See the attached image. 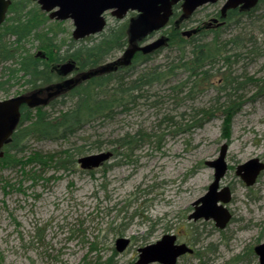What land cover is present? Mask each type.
<instances>
[{
    "label": "rangeland",
    "instance_id": "obj_1",
    "mask_svg": "<svg viewBox=\"0 0 264 264\" xmlns=\"http://www.w3.org/2000/svg\"><path fill=\"white\" fill-rule=\"evenodd\" d=\"M11 1V5L22 3V16L32 11L33 20L29 25L30 29L34 28L22 36V51L25 49L24 52L33 56L44 51L40 48L43 41L39 36L46 42L64 44V47L72 39V20L52 21L31 0ZM223 4L224 1H217L204 5L187 22L177 20L174 25L183 39L190 38L184 32L207 24L216 25V28L206 30L222 27L210 33L207 41L212 38L227 41L241 33L258 36V56L232 64L238 76L219 77L228 71V64L220 60L214 67L217 73L210 78L174 90L172 88L188 75L179 70L169 83L146 88L141 93L143 97L133 99L132 103L125 95L123 107L115 109L112 118L92 122L68 140L29 137L23 143V151L11 152L15 154L14 159L7 156L5 160L3 153L4 162H0V264H87L98 258L104 262L113 254L112 264H135L137 250L155 243L164 234L175 235L179 244L184 243L194 251L193 255L180 258L177 264H258L253 250L264 242V172L254 186L247 187L236 171L238 166L254 158L264 163V36L258 34V28L264 25V6L247 14L249 16L227 19L219 26L214 19ZM37 12L43 17L36 15ZM12 16L7 12L5 21L9 27ZM137 18L135 13L129 12L117 21L108 11L105 13L106 29L121 22L130 28ZM19 27H16L18 31L23 30ZM165 30L169 29L149 40L148 33L143 30L136 34L129 31L127 47L120 52L112 51L104 63L89 70L120 59L132 41L142 46L163 37L166 42L162 50L145 64L137 60L131 69L121 74L129 84L143 71L169 64L178 57L182 46L180 40L166 46L170 36L163 32ZM90 37L80 39L84 46L95 42ZM15 38L13 35L6 39L11 44ZM71 61L68 58L57 64ZM57 64L39 60L36 69L32 67L30 72L37 70L47 77L52 65ZM3 66L4 63L0 65V78H3L0 81L8 78V73L3 77ZM232 77L246 83L239 92L242 98L231 107L232 110L238 107L237 113L230 126H224L225 115L219 107L226 102L223 87ZM28 79L29 75L20 71L16 80L10 81L8 93L0 91V100L29 94L32 86L25 83ZM113 86L108 88L111 90ZM69 105L70 102L58 103L44 109L58 114ZM41 110L29 112L31 118L25 123L26 127ZM119 139L122 145L113 149ZM223 144L228 147L227 172L219 189L228 187L231 191L230 202L225 207L232 217L225 229L220 230L212 220L193 221L189 216L195 201L207 193L213 181L215 170L206 162L219 156ZM66 151L69 155L75 154L72 162V157L63 154ZM78 151L83 154L79 155ZM104 151H110L113 157L99 168L81 169L77 163L82 156ZM34 153L41 157L37 158ZM120 237L130 238L131 243L128 249L117 253L114 245Z\"/></svg>",
    "mask_w": 264,
    "mask_h": 264
},
{
    "label": "trees",
    "instance_id": "obj_2",
    "mask_svg": "<svg viewBox=\"0 0 264 264\" xmlns=\"http://www.w3.org/2000/svg\"><path fill=\"white\" fill-rule=\"evenodd\" d=\"M260 6H264V0H259L255 8L247 11L241 12L238 9L230 10L227 13L226 19L237 20L241 15L246 16L247 14L258 10ZM179 9V5L173 6L172 17L164 28L169 30L163 31L167 32L170 36L166 46L174 45L173 43L175 40H180L181 42L182 50H178L179 55L174 61H171L169 64H164V66L155 65L153 68L143 71V73L139 74L131 83L127 84L125 83V77H123L121 73L131 69L133 63L137 60H140L141 63L144 64L147 63L153 54L162 50L165 46L150 54L138 53L131 65L119 67L117 71L111 70V72H103L99 75H90L88 78L80 79L77 84L67 89L66 92L59 94L51 103L45 107H40L42 110L38 112L35 120H32L27 127L25 126V123L31 118L29 117L30 111L29 109H23L22 117L17 130L13 134L12 142L8 143L4 149V156H6L5 160L8 157L14 159V153L23 151L25 148L23 143L29 137L48 141L68 140L71 136H74L81 131L82 128L92 124V122H97L98 120L108 117L112 118L115 109L123 107V97L125 95L131 99L130 103H132L133 99L135 100L136 98L143 97V94L141 95V93L146 88L165 82L169 83V80L175 78L179 70H183L185 74L188 75L183 82L172 88L174 90L177 87H185L189 83L196 84L199 79L210 78L214 73H217L214 67L220 60L228 64V66H226L228 71L222 74L219 73V77L238 76L233 71L232 64H239V62H241L240 59H249L251 56H258L260 51L257 39L258 36L255 37L252 34H248L246 37L241 33L227 39V41L218 40L217 38L216 40H214L215 38L208 41L206 40V37L209 36L210 33H216L220 31L222 27H219L216 30H205L201 33L195 34V36H190L189 39H183L176 25H174L175 20L181 15ZM23 10L24 7L22 6V3L19 4L13 2L9 9V13L13 14L11 19H9V23L12 24L11 27L6 25V21L0 26V65H3L4 63L3 77L8 73V78L4 81H0V91L5 93H8L11 88L10 81H15L20 71L29 75V79L27 82L25 81V83L28 87L32 86L31 88H36V86L45 87L47 83L50 85L60 79L58 74L56 75L47 70L44 72L46 74L48 72L47 77L38 74L37 70L30 72V68L33 67V69H36L38 61L43 59L36 54L35 56L27 54L24 52L25 49L24 51L21 49L23 40L22 36L34 28L32 27L30 29L29 25L33 20V18L30 17L32 11H29L22 16L20 13ZM35 14L41 18L43 17L40 16L38 12ZM248 19L251 18L249 17ZM18 25L22 26L19 27ZM252 25L255 24L253 23ZM16 27L22 28L23 30L18 31ZM128 27L129 25L122 22L114 26H109V28L105 29L106 31L98 34V37H90L95 39V42L88 47L84 46L83 41L75 42L73 38L69 40L64 47V44H58L55 41L46 42V40H43L44 38L39 36V38L42 39L41 41H43L40 48L44 49V59L51 60L57 64L69 58L78 62L80 65L79 68L81 69L79 70L84 72L104 63L105 60L109 58L112 51L120 52V50L127 47V44L129 43V31L136 34L139 31V33H141L144 28L143 26L137 27L135 25L130 26V28ZM258 29V34L260 33L264 36V25L261 24ZM13 35H15L16 40L9 44L6 38ZM52 38L54 40V37ZM15 44L16 46H13ZM6 63H11L15 66L7 67L5 65ZM1 79L3 78H0V80ZM237 79L238 77L230 78L227 80L225 87H223L226 102L222 103V106H220L219 109H221V112L225 115L224 126H230L232 117L238 111V107L233 110L231 107L236 105L242 98V95H239V92L243 90L246 82H238ZM111 84L114 86L110 90L108 87ZM67 102H70L69 107L65 110H59L58 114L44 109L48 106L52 108L58 103L64 105ZM118 142L119 143H116L112 147L113 149L116 145H122L120 139ZM98 148L100 149V147ZM68 153L70 152H63L64 155L72 157L70 161L72 162L75 154L72 156ZM78 154L82 155L83 151H78ZM34 155L37 156V158L41 157L38 153H34ZM0 162H4V158H1ZM4 164L5 166L8 165L6 161ZM114 256L115 254L111 255L109 258L105 259L104 262H102L100 258H98L100 261L98 260L96 262L89 260L87 264H112Z\"/></svg>",
    "mask_w": 264,
    "mask_h": 264
},
{
    "label": "water",
    "instance_id": "obj_3",
    "mask_svg": "<svg viewBox=\"0 0 264 264\" xmlns=\"http://www.w3.org/2000/svg\"><path fill=\"white\" fill-rule=\"evenodd\" d=\"M41 10L49 12L51 19L66 21L70 19L73 22V38L77 41L84 39L89 35H96L106 28L105 13L108 11L117 20L123 19L129 11L137 12L138 18L134 22L135 26H143L144 32L158 31L162 29L172 16V6L182 3L181 10L183 17H189L197 8L204 4H214L218 0H34ZM222 15L224 16L229 9H236L240 6L243 10L254 8L258 0H223ZM11 4L10 0H0V25L5 20V15ZM199 29L186 31L184 34L188 37L195 35ZM143 32V33H144ZM166 39L159 38L141 47L130 43L131 47L125 50L122 57L114 62L100 66L95 72H89L81 75L79 79L69 78L64 82V86L77 84L80 79L88 78L90 75H99L103 72L117 70L118 67L127 66L131 63L136 52L143 54L152 53L154 50L161 48ZM44 57L41 52L38 53ZM74 63L67 62L58 66L59 73L66 77L73 72ZM57 94V93H56ZM49 96H52L49 94ZM23 104L31 108L40 104H47V100L36 99L34 95L17 96L15 98L0 101V157L2 156V146L7 143L10 135L17 127L20 118V106ZM228 147L223 144L219 156L215 160L207 161L206 165L212 167L215 172L213 181L207 188V193L193 204L194 210L189 216V220H212L220 230L225 229L232 215L225 207L230 202L231 191L228 187L219 189L222 177L227 172L225 155ZM112 157V153L104 151L93 155H85L77 160L81 169L92 170L104 165ZM264 171V163L258 158L251 159L243 165L237 167L236 175L242 179L247 187L254 186L259 174ZM176 236L171 234L162 235L161 239L155 243H150L141 247L138 251V260L136 264H175L177 260L185 253H193V250L186 244H176ZM131 239L120 237L116 240L114 248L118 253L128 249ZM254 253L258 258V264H264V242L254 247Z\"/></svg>",
    "mask_w": 264,
    "mask_h": 264
},
{
    "label": "flooded vegetation",
    "instance_id": "obj_4",
    "mask_svg": "<svg viewBox=\"0 0 264 264\" xmlns=\"http://www.w3.org/2000/svg\"><path fill=\"white\" fill-rule=\"evenodd\" d=\"M32 2H35L34 0H31ZM12 2V1H11ZM35 3H37V2H35ZM38 5V4H37ZM39 6V5H38ZM10 9V8H9ZM9 9H8V12H9ZM236 9H238V10H240L241 11V8H236ZM229 11H226V14L223 16V18L221 17V12L220 13H218L216 16H217V18H215V19H218V22H214L215 24L217 23L218 25L220 24V23H223V25L226 23V18H227V13H228ZM48 15V14H47ZM214 19V18H213ZM213 19H211V20H213ZM214 19V20H215ZM54 21V20H53ZM55 21H57V20H55ZM220 21V22H219ZM219 26H222V25H219ZM216 28V25H213V26H211L210 24H207V25H205V26H203V27H200L201 29L200 30H198V32L197 33H201L202 31L201 30H205V29H208V28ZM90 37V36H89ZM75 41V40H74ZM77 41H81V40H77ZM77 41H75V42H77ZM83 41V40H82ZM136 56H134L133 58H132V61H133V59L135 58ZM131 61V62H132ZM71 62H73L74 63V70H73V72L70 74V76H71V78H73V79H79L80 77H81V75H83V74H86V73H89V72H95V70H97V69H93V70H89L88 72H82V74H81V71L79 70L80 68L77 66V64H76V62H74V61H71ZM59 65H61V64H57V65H53L51 68H50V70H51V72L52 73H55L56 75L58 74V76H59V80H61V81H59V82H53L52 84H50V85H47L46 87H43V86H36V88H30V91H28V92H30L29 94H26V95H34V96H36V99H42L43 101H45V100H47V105L50 103V100L52 99V98H54V97H58V94H61V93H63V92H66L67 91V89H68V87H69V85H68V87L67 86H64L63 84H64V82L66 81V77H64V76H62L60 73H59V71H58V66ZM100 69V68H99ZM117 70H118V68H117ZM80 72V73H79ZM71 85V87L72 86H74L75 84L73 83V84H70ZM57 93V94H56ZM49 94H51L52 96H49ZM17 95H20V96H26V95H21V94H17ZM17 95H15V96H17ZM46 95V97H44ZM41 105V104H40ZM40 105H37V107H35V108H31V107H29L28 106V104L27 105H25V104H23L22 106H20V111H21V114H22V110L23 109H29V111L31 112L32 110L34 111H36L37 110V108H39L40 107ZM12 142V138H11V140L9 141V142H7L4 146H6L8 143H11ZM262 172H264V171H262ZM261 172V173H262ZM260 173V174H261ZM259 174V175H260ZM259 177V176H258ZM257 177V178H258ZM258 180V179H257ZM257 182V181H256ZM175 243L176 244H179L178 243V240H177V237H176V241H175ZM140 249V248H139ZM138 249V250H139ZM138 250H137V252H138ZM194 252V251H193ZM184 255H193V253H185V254H183L180 258H183V256ZM179 258V259H180ZM139 259V258H138ZM137 259V260H138ZM179 259L177 260V262L179 261ZM136 260V261H137ZM175 264H177V263H175Z\"/></svg>",
    "mask_w": 264,
    "mask_h": 264
},
{
    "label": "bare ground",
    "instance_id": "obj_5",
    "mask_svg": "<svg viewBox=\"0 0 264 264\" xmlns=\"http://www.w3.org/2000/svg\"><path fill=\"white\" fill-rule=\"evenodd\" d=\"M140 250V249H139ZM177 263V262H176Z\"/></svg>",
    "mask_w": 264,
    "mask_h": 264
}]
</instances>
